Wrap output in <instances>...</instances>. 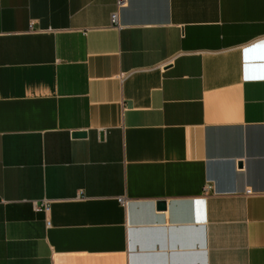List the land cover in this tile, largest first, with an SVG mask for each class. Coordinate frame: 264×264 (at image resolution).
<instances>
[{"label": "crops", "instance_id": "0c3cea01", "mask_svg": "<svg viewBox=\"0 0 264 264\" xmlns=\"http://www.w3.org/2000/svg\"><path fill=\"white\" fill-rule=\"evenodd\" d=\"M116 3L0 0V264H264V0Z\"/></svg>", "mask_w": 264, "mask_h": 264}, {"label": "built area", "instance_id": "2783aa9c", "mask_svg": "<svg viewBox=\"0 0 264 264\" xmlns=\"http://www.w3.org/2000/svg\"><path fill=\"white\" fill-rule=\"evenodd\" d=\"M125 2V0H117V3H116V7L117 9H119L123 3ZM111 20H112V23L115 24L117 22V18H116V13L114 12L112 17H111ZM123 203V202H121ZM49 205L48 203H43L42 205H39V206H35V211L36 212H45L47 213L49 211Z\"/></svg>", "mask_w": 264, "mask_h": 264}, {"label": "water", "instance_id": "95a60500", "mask_svg": "<svg viewBox=\"0 0 264 264\" xmlns=\"http://www.w3.org/2000/svg\"><path fill=\"white\" fill-rule=\"evenodd\" d=\"M74 136H84V134H83V133H77V134H75ZM155 205H156V207H157V209H158L159 211H163V210H165V208H166V204H165V202H162V201H161V203L158 202V203L155 204Z\"/></svg>", "mask_w": 264, "mask_h": 264}]
</instances>
